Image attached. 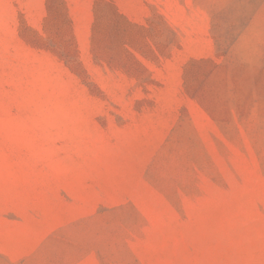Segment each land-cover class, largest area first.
Here are the masks:
<instances>
[{"label": "rangeland", "instance_id": "rangeland-1", "mask_svg": "<svg viewBox=\"0 0 264 264\" xmlns=\"http://www.w3.org/2000/svg\"><path fill=\"white\" fill-rule=\"evenodd\" d=\"M0 264H264V0H0Z\"/></svg>", "mask_w": 264, "mask_h": 264}]
</instances>
